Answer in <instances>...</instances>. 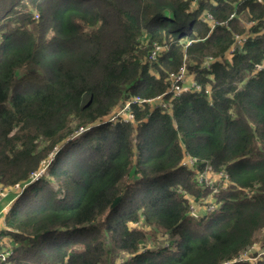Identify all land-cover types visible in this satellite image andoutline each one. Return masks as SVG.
Returning a JSON list of instances; mask_svg holds the SVG:
<instances>
[{
  "label": "trees",
  "instance_id": "trees-1",
  "mask_svg": "<svg viewBox=\"0 0 264 264\" xmlns=\"http://www.w3.org/2000/svg\"><path fill=\"white\" fill-rule=\"evenodd\" d=\"M0 187V264H264V0H0Z\"/></svg>",
  "mask_w": 264,
  "mask_h": 264
},
{
  "label": "rangeland",
  "instance_id": "rangeland-1",
  "mask_svg": "<svg viewBox=\"0 0 264 264\" xmlns=\"http://www.w3.org/2000/svg\"><path fill=\"white\" fill-rule=\"evenodd\" d=\"M159 49V47H156V50H158ZM158 52L156 51V54H157ZM183 70H181V72H180V74H179V76H178V78H183V88L184 89H193L194 90V88L193 87H195V85H194V82H193V80H194V78L193 77H191V75L192 74H186V75H184L183 76ZM192 79V80H191ZM191 80V81H190ZM193 85V86H192ZM128 100H125L124 102H122L123 103V107H122V109L124 108V106H125V103L127 102ZM161 103V102H160ZM163 104V103H162ZM163 105H165V104H163ZM125 114V111L123 112V115ZM212 181V179H209V182H211ZM0 188H2V187H0ZM7 190L9 191V189L7 188ZM2 198H3V193H2V191H1V194H0V202H2ZM209 199H211V198H209ZM199 204L201 205L202 204V202H199ZM4 224V223H3ZM1 240L2 239H4V237H1L0 238ZM259 239L261 240V241H263V239H264V233H261L260 235H259ZM259 245V244H258Z\"/></svg>",
  "mask_w": 264,
  "mask_h": 264
},
{
  "label": "built area",
  "instance_id": "built-area-1",
  "mask_svg": "<svg viewBox=\"0 0 264 264\" xmlns=\"http://www.w3.org/2000/svg\"><path fill=\"white\" fill-rule=\"evenodd\" d=\"M176 90L177 91H179L180 90V88L177 86L176 87ZM128 105V104H127ZM112 120V119H111ZM4 189L3 188H0V194H1V191H3ZM14 199H11V200H9L7 203H5L3 206H2V208L0 209V214H1V216H6L7 215V213H8V211L11 209V205H12V201H13Z\"/></svg>",
  "mask_w": 264,
  "mask_h": 264
},
{
  "label": "crops",
  "instance_id": "crops-1",
  "mask_svg": "<svg viewBox=\"0 0 264 264\" xmlns=\"http://www.w3.org/2000/svg\"><path fill=\"white\" fill-rule=\"evenodd\" d=\"M126 100V99H125ZM125 100H123V101H121V102H124ZM128 101L125 103V109L128 107V105H129V103H131L133 100H135V99H133V100H129V99H127ZM128 104V105H127ZM123 110H121V112H122ZM129 119H132L131 117H128ZM14 199V198H13ZM4 218H5V216H1V214H0V227H2V224L4 223Z\"/></svg>",
  "mask_w": 264,
  "mask_h": 264
},
{
  "label": "clouds",
  "instance_id": "clouds-1",
  "mask_svg": "<svg viewBox=\"0 0 264 264\" xmlns=\"http://www.w3.org/2000/svg\"><path fill=\"white\" fill-rule=\"evenodd\" d=\"M112 119V120H111ZM110 121H113L114 119L113 118H109ZM13 199V198H12ZM14 201V200H13Z\"/></svg>",
  "mask_w": 264,
  "mask_h": 264
}]
</instances>
